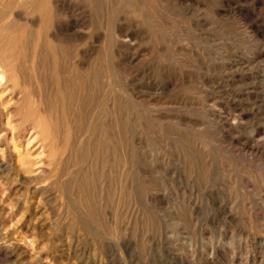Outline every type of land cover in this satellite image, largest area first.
Wrapping results in <instances>:
<instances>
[{
    "label": "rangeland",
    "instance_id": "obj_1",
    "mask_svg": "<svg viewBox=\"0 0 264 264\" xmlns=\"http://www.w3.org/2000/svg\"><path fill=\"white\" fill-rule=\"evenodd\" d=\"M29 1L0 0V264H264V0Z\"/></svg>",
    "mask_w": 264,
    "mask_h": 264
},
{
    "label": "bare ground",
    "instance_id": "obj_2",
    "mask_svg": "<svg viewBox=\"0 0 264 264\" xmlns=\"http://www.w3.org/2000/svg\"><path fill=\"white\" fill-rule=\"evenodd\" d=\"M9 1H11V2H13V3H16V4H22V5H29L28 3H30L31 1H29V0H9ZM38 2H39V9L40 10H42L43 9V7H45V6H48L47 5V2H48V0H38ZM49 4V3H48ZM38 8V7H37ZM5 8H3L2 10H0V18L4 15V11L6 10V9H8V8H6L5 10H4ZM39 10V11H40ZM38 11V10H37ZM6 12H7V10H6ZM8 13H9V11H8ZM8 13H6V14H8ZM42 13V12H41ZM44 14H47V13H45L44 12ZM5 17V16H4ZM3 17V18H4ZM2 18V19H3ZM48 20V19H47ZM44 21H45V19H44ZM47 22V21H46ZM9 25V24H8ZM21 26V25H20ZM23 26V25H22ZM1 27V26H0ZM26 27V26H25ZM5 28L6 27H3V30H5ZM10 28V27H9ZM24 28V27H23ZM28 28V27H27ZM30 28V27H29ZM32 28V27H31ZM2 31V29H0V32ZM20 32H22V34L24 33L23 32V29H21L20 30ZM32 32V31H31ZM39 32V31H38ZM34 35V34H33ZM47 47H51L50 46V44H47L46 45V48ZM51 49V48H50ZM37 52V51H36ZM41 60H42V58H40ZM35 63H37V62H35ZM48 63V62H47ZM51 63V62H50ZM5 64V63H4ZM37 67V66H36ZM48 67V66H47ZM51 69V68H50ZM38 71V70H37ZM50 74V73H49ZM52 75H53V73H51ZM7 81V77H6V69H5V67H4V65L3 64H1V62H0V85H3V84H5V82ZM73 81V80H72ZM70 92V91H69ZM65 117V116H64Z\"/></svg>",
    "mask_w": 264,
    "mask_h": 264
}]
</instances>
